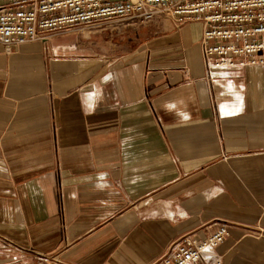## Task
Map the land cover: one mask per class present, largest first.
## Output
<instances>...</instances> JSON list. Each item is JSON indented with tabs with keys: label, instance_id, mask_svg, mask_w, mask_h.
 I'll return each mask as SVG.
<instances>
[{
	"label": "crops",
	"instance_id": "crops-1",
	"mask_svg": "<svg viewBox=\"0 0 264 264\" xmlns=\"http://www.w3.org/2000/svg\"><path fill=\"white\" fill-rule=\"evenodd\" d=\"M157 23L0 43V264H155L222 222V264H264V64Z\"/></svg>",
	"mask_w": 264,
	"mask_h": 264
},
{
	"label": "built area",
	"instance_id": "built-area-1",
	"mask_svg": "<svg viewBox=\"0 0 264 264\" xmlns=\"http://www.w3.org/2000/svg\"><path fill=\"white\" fill-rule=\"evenodd\" d=\"M0 43L5 50L50 34L98 26L119 19L151 20L158 14L177 23L202 24L200 54L207 72L218 68L264 64V0H3ZM229 233L222 222L203 237L186 233L170 243L155 264H222L215 249ZM36 255L7 264H53Z\"/></svg>",
	"mask_w": 264,
	"mask_h": 264
},
{
	"label": "rangeland",
	"instance_id": "rangeland-1",
	"mask_svg": "<svg viewBox=\"0 0 264 264\" xmlns=\"http://www.w3.org/2000/svg\"><path fill=\"white\" fill-rule=\"evenodd\" d=\"M171 21L174 22L175 20L173 19V17L168 16L166 14H158L156 15L153 19L147 21V20H141V19H135V18H127V19H119V20H115L112 22H108L102 25H98V26H88V27H81V28H76V29H71L68 31H74L75 33H78L77 35H81V34H92L94 35V37L97 36H103V32L106 31L107 29H104V26L108 27V25L112 26L114 28V30H118L119 28H124L127 26L130 27H134L136 28V32H135V38L137 39H144L146 37L149 36L150 32H151V27L154 22H158L157 24H162V21ZM101 30V31H100ZM114 30H111L112 32ZM67 32V31H66ZM102 34V35H101Z\"/></svg>",
	"mask_w": 264,
	"mask_h": 264
}]
</instances>
